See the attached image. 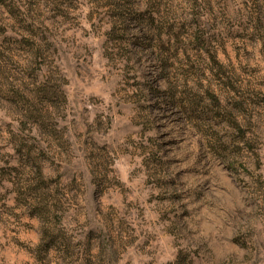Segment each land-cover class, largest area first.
Segmentation results:
<instances>
[{
  "label": "rangeland",
  "instance_id": "obj_1",
  "mask_svg": "<svg viewBox=\"0 0 264 264\" xmlns=\"http://www.w3.org/2000/svg\"><path fill=\"white\" fill-rule=\"evenodd\" d=\"M0 264H264V0H0Z\"/></svg>",
  "mask_w": 264,
  "mask_h": 264
}]
</instances>
